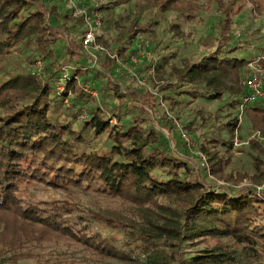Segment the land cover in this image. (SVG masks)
<instances>
[{"label": "trees", "instance_id": "obj_1", "mask_svg": "<svg viewBox=\"0 0 264 264\" xmlns=\"http://www.w3.org/2000/svg\"><path fill=\"white\" fill-rule=\"evenodd\" d=\"M136 1L186 20L197 11V0ZM245 4L253 13L264 16V0L220 2L218 9L223 18L218 23L217 37L211 38L217 44L215 49L189 65L171 68V76L178 81L176 88L199 79L205 87L214 88L210 98L219 97L222 88L231 89L237 96L244 94L243 82L248 75L243 80L241 77L248 73L249 61L235 56V48L224 46L229 40L232 16ZM51 12L42 0H0V62L27 46H33L43 62L41 79L37 73L27 71L0 83V257L16 261L32 244L70 241L98 258L121 264H264L261 160L254 157V175L239 177V182L248 179L251 187L218 191L207 186L197 172L191 174L190 162L179 146L171 147L160 131L143 126L145 119L140 110L133 112L131 119L126 118L128 111H121L125 93L113 88L118 77L114 61L108 57H100L104 59L97 70L70 68L60 94L71 97L72 107L66 110L87 102L73 79L75 75L83 83L97 80L98 85V78H105L102 94L110 91L120 101L110 113L101 105L89 106L88 119L80 130H75L67 118L58 114L63 98H55L62 68L75 53L70 51V57L60 63L55 59L50 48L55 42L50 18L53 16L57 22V17ZM76 18L83 25V18ZM138 24L136 20L120 32L125 44H131L138 33L146 30ZM115 52L125 60L124 45H118ZM165 98L175 102L171 95ZM238 101L231 102V106ZM256 105L244 112L255 129L263 132L264 109ZM165 126L170 131L169 125ZM227 127L231 141L222 145L229 151L235 120ZM85 132L92 137L103 136L104 144L92 146L91 136ZM199 149L210 162L209 166L205 164L209 175L237 183L230 173L223 172L229 157H218L216 151L203 146ZM38 189L60 193L64 198L32 201L31 193ZM75 191L117 199L144 213L137 219H127L111 210L91 213L94 222L122 233L117 239L107 238L88 231L91 223L76 205ZM187 245L196 251L186 255L183 249Z\"/></svg>", "mask_w": 264, "mask_h": 264}, {"label": "rangeland", "instance_id": "obj_2", "mask_svg": "<svg viewBox=\"0 0 264 264\" xmlns=\"http://www.w3.org/2000/svg\"><path fill=\"white\" fill-rule=\"evenodd\" d=\"M228 1L230 0H197L196 14L188 20L179 18L180 16L171 12L156 11L151 8L150 4L134 2V0H100L96 4L87 5L84 8L88 11L89 8L96 6V10L93 12H97L102 25L97 35L100 39L99 43L114 55H116V47L124 45L127 56L125 60L121 59L119 62L126 66L130 72L133 71L139 75L140 80L146 85V87L141 86L128 74H123L114 80L113 84L116 86L113 88L118 89L121 94L125 93L123 98L125 106L121 108V111H128L129 114L126 118L131 119L133 112L140 110L145 119L143 126L160 131L171 147L174 144L179 146L182 153L187 155L186 159L187 162H190L191 174L197 172L207 186L215 187L218 191L225 190V188L237 191L251 187L248 179L239 182V177L241 175L251 176L256 173L254 157L261 160L264 171V127L263 132H260L251 124V119L246 117L245 112L239 116L236 106H231V102H237L241 95H235L231 89L222 88L219 97L210 98L214 89L212 86L205 87L199 79H194L192 85L183 83L179 88H176L178 81L171 76L170 72L171 68H182L189 65L215 49L217 44H214L211 38L217 37L218 23L223 18L218 5L220 2L225 4ZM42 3L47 9H51V13H55L57 17V22H54L53 16L50 18L55 32V42L50 48L53 50L55 59L60 63L63 59L70 57L68 55L70 51L75 53L74 59L63 66L62 75L69 76L70 68L74 66L80 67L81 70L91 69L87 52L83 48L80 49L83 30L81 22L79 23L73 16L64 0H42ZM136 20H138L139 26L146 27V30L141 34L149 40L152 54V59L149 62L145 61L140 67L129 63L128 53L133 49V44H125L123 35H120L123 29L130 28ZM172 25L176 28H172ZM101 42H104L106 46ZM263 44L264 16L253 13L251 7L246 4L240 6L239 13L232 16L229 40L225 42L224 48H235V56L250 62L262 52ZM41 59L42 57L34 50L33 46L20 48L13 55L4 57L0 62V83L18 73L27 71L37 73L41 79L42 75L39 74L43 64ZM102 59L104 58L98 59V66L94 69L99 68ZM115 66L116 64L113 62L114 69ZM149 67L153 68L152 74H149ZM249 73L248 67V73L244 72L241 79L243 80ZM98 79L100 85L97 86L96 97L83 94L87 96L84 106L69 110L66 109L72 107L69 106L71 97L68 99V96H60L63 93V86L62 92H59L61 84H59V80L57 82L55 98L57 100L63 98L58 114L62 118H67L75 130H80L83 121L88 119L89 106L101 105L107 113H110L120 103L109 94L110 91L105 95L102 94L101 88L107 81L105 78ZM96 81L92 82L97 83ZM169 86V89L162 90ZM131 92L135 95L131 96ZM170 95L175 99V102L165 98ZM51 97L54 98V95ZM258 106L264 109V99L256 105V107ZM234 120L232 145L231 149L227 151L222 143H230L231 140L227 133L230 127H227V124ZM114 123L113 120L112 124ZM166 124L171 128L170 131L165 128ZM181 132L185 133L191 141V151L184 148L180 138ZM84 134L90 135V132ZM104 142L103 136H91L92 146L99 147ZM200 146L206 147L209 151H216L218 157L224 159L229 157L230 163L224 167L223 172L230 173L237 183H227L209 175L207 166L210 165V162L207 161V157H205L207 166L201 159H197ZM75 195L77 196L76 205L91 223L88 231L99 233L107 238L116 236L114 238L117 239L122 233L94 222L89 217L91 213L111 210L127 219L141 218L144 213L141 209L124 204L117 199L101 198L80 191H75ZM31 198L32 201H35L64 197L57 192L38 189L32 191ZM74 214L75 211L72 216ZM73 223H78L76 218L73 219ZM189 247L188 245L184 246L183 250L186 255L196 251ZM200 247L197 248L200 249ZM21 254L23 255L16 260L20 264H121L115 260L98 258L70 241L32 244L25 248Z\"/></svg>", "mask_w": 264, "mask_h": 264}, {"label": "built area", "instance_id": "obj_3", "mask_svg": "<svg viewBox=\"0 0 264 264\" xmlns=\"http://www.w3.org/2000/svg\"><path fill=\"white\" fill-rule=\"evenodd\" d=\"M66 2L67 8L72 12L74 17L83 18V30L81 37L82 48L87 52L91 64V68H97L98 59L100 57H108L113 60L116 64L114 72L115 76L119 77L123 74L130 75L131 78H134L138 84L146 87L145 83L140 80L135 72L129 71L126 69V66H123L119 60L121 58L118 55L111 54L107 49L102 46L97 41V35L101 29V18L98 16L97 12L94 10L87 11L86 6L94 5L100 0H64ZM96 8V6H93ZM133 51L132 55L128 57L129 63L134 66H141L145 61H150L152 59L151 49L149 40L141 33H138L133 39ZM263 50L259 55H256L252 61L249 62L248 67L250 70L249 75L243 82L244 94L239 98L238 104L236 105L237 112L241 116L244 111L253 105H256L264 99V44L262 45ZM122 66H121V65ZM42 68V66H41ZM130 72V73H129ZM153 68H150L149 74H152ZM68 75L62 76V79L59 80L61 87L59 92H62V86L64 90V83L68 79ZM76 81L79 89L83 94L96 97L97 94V83L94 82H81V78L77 75L73 77ZM180 138L182 140L183 146L186 150L191 151V141L188 136L181 132ZM199 159L203 161V164H206L205 156L199 152L197 154ZM0 264H20L17 261L4 260L0 257Z\"/></svg>", "mask_w": 264, "mask_h": 264}]
</instances>
